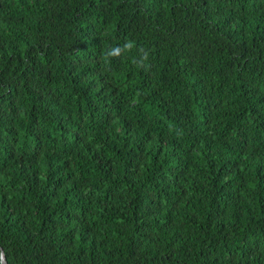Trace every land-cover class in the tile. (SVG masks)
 Segmentation results:
<instances>
[{"label":"trees","instance_id":"16d2710c","mask_svg":"<svg viewBox=\"0 0 264 264\" xmlns=\"http://www.w3.org/2000/svg\"><path fill=\"white\" fill-rule=\"evenodd\" d=\"M0 246L264 264V0H0Z\"/></svg>","mask_w":264,"mask_h":264},{"label":"clouds","instance_id":"9594fccd","mask_svg":"<svg viewBox=\"0 0 264 264\" xmlns=\"http://www.w3.org/2000/svg\"><path fill=\"white\" fill-rule=\"evenodd\" d=\"M133 47H134V42H131V41L126 42L123 45V49L125 50H130ZM140 51L143 53L142 58L139 61H134V63H137L139 67H146L145 61L148 59V54L142 48L140 49ZM121 52H122V48L120 46L110 47L105 52V58L118 57L120 56ZM2 259H3V256L2 254H0V260Z\"/></svg>","mask_w":264,"mask_h":264},{"label":"water","instance_id":"95a60500","mask_svg":"<svg viewBox=\"0 0 264 264\" xmlns=\"http://www.w3.org/2000/svg\"><path fill=\"white\" fill-rule=\"evenodd\" d=\"M0 249H1V254L3 256V259L1 260L2 264H8L5 252L1 246H0Z\"/></svg>","mask_w":264,"mask_h":264}]
</instances>
